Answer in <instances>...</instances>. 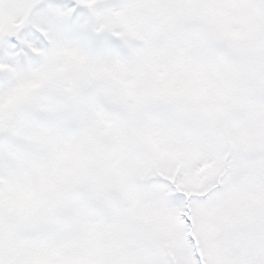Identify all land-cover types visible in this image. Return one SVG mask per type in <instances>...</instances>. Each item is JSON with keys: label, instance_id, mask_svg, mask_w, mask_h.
<instances>
[{"label": "snow or ice", "instance_id": "snow-or-ice-1", "mask_svg": "<svg viewBox=\"0 0 264 264\" xmlns=\"http://www.w3.org/2000/svg\"><path fill=\"white\" fill-rule=\"evenodd\" d=\"M0 264H264V0H0Z\"/></svg>", "mask_w": 264, "mask_h": 264}]
</instances>
